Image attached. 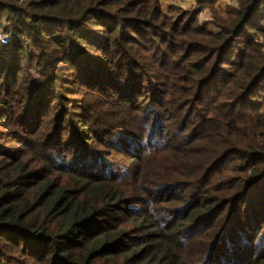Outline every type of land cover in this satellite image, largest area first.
I'll return each instance as SVG.
<instances>
[{
	"label": "trees",
	"instance_id": "16d2710c",
	"mask_svg": "<svg viewBox=\"0 0 264 264\" xmlns=\"http://www.w3.org/2000/svg\"><path fill=\"white\" fill-rule=\"evenodd\" d=\"M160 2L0 0V264H264V0Z\"/></svg>",
	"mask_w": 264,
	"mask_h": 264
},
{
	"label": "rangeland",
	"instance_id": "374dc122",
	"mask_svg": "<svg viewBox=\"0 0 264 264\" xmlns=\"http://www.w3.org/2000/svg\"><path fill=\"white\" fill-rule=\"evenodd\" d=\"M160 4H161L162 11L165 13L168 12L170 9H176V8H181L183 10H196L197 9V6L194 0H161ZM236 5H237L236 0H215L214 6L218 14L224 16L227 7H235ZM202 12L203 14L207 12L208 19H204V17L201 16ZM202 12H200L197 15V19L200 22L209 23L212 18L211 11L206 9V10H203ZM171 16H173L172 13H171Z\"/></svg>",
	"mask_w": 264,
	"mask_h": 264
},
{
	"label": "built area",
	"instance_id": "2783aa9c",
	"mask_svg": "<svg viewBox=\"0 0 264 264\" xmlns=\"http://www.w3.org/2000/svg\"><path fill=\"white\" fill-rule=\"evenodd\" d=\"M6 39H7V38H5V37H3V36L0 35V41H1L2 43H6V41H7Z\"/></svg>",
	"mask_w": 264,
	"mask_h": 264
},
{
	"label": "crops",
	"instance_id": "0c3cea01",
	"mask_svg": "<svg viewBox=\"0 0 264 264\" xmlns=\"http://www.w3.org/2000/svg\"><path fill=\"white\" fill-rule=\"evenodd\" d=\"M160 1H161V0H160ZM163 10H164V9H163ZM201 16H203V17H204V19H208V18H207V12H206V13H204V14H203V12H202Z\"/></svg>",
	"mask_w": 264,
	"mask_h": 264
}]
</instances>
